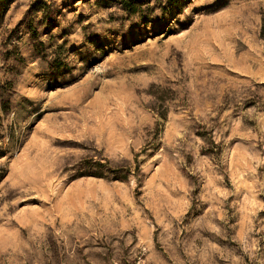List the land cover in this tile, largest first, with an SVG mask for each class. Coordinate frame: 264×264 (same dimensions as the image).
<instances>
[{"label": "rangeland", "instance_id": "1", "mask_svg": "<svg viewBox=\"0 0 264 264\" xmlns=\"http://www.w3.org/2000/svg\"><path fill=\"white\" fill-rule=\"evenodd\" d=\"M129 1L0 0V264H264V0Z\"/></svg>", "mask_w": 264, "mask_h": 264}, {"label": "trees", "instance_id": "2", "mask_svg": "<svg viewBox=\"0 0 264 264\" xmlns=\"http://www.w3.org/2000/svg\"><path fill=\"white\" fill-rule=\"evenodd\" d=\"M132 0H130L129 2L132 4L131 6L132 7H134L135 6V4L134 3H132L131 2ZM128 2H126V4H127ZM131 8V7H130ZM2 9H1V7H0V11H1ZM261 38L264 40V26H263V28H262V32H261Z\"/></svg>", "mask_w": 264, "mask_h": 264}]
</instances>
